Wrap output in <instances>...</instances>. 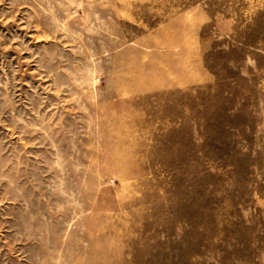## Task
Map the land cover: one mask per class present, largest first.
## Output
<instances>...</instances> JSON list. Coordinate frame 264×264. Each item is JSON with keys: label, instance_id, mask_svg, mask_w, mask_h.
Listing matches in <instances>:
<instances>
[{"label": "rangeland", "instance_id": "obj_1", "mask_svg": "<svg viewBox=\"0 0 264 264\" xmlns=\"http://www.w3.org/2000/svg\"><path fill=\"white\" fill-rule=\"evenodd\" d=\"M0 264H264V0H0Z\"/></svg>", "mask_w": 264, "mask_h": 264}]
</instances>
